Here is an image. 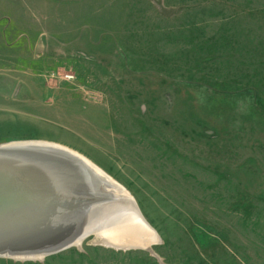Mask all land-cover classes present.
<instances>
[{
    "label": "rangeland",
    "instance_id": "1",
    "mask_svg": "<svg viewBox=\"0 0 264 264\" xmlns=\"http://www.w3.org/2000/svg\"><path fill=\"white\" fill-rule=\"evenodd\" d=\"M24 139L90 160L160 241L0 264H264V0H0V143Z\"/></svg>",
    "mask_w": 264,
    "mask_h": 264
},
{
    "label": "water",
    "instance_id": "2",
    "mask_svg": "<svg viewBox=\"0 0 264 264\" xmlns=\"http://www.w3.org/2000/svg\"><path fill=\"white\" fill-rule=\"evenodd\" d=\"M79 156L63 144L43 139L0 143V257L41 259L78 246L88 235L97 237L95 231L114 222L110 217L116 214L130 240L143 234L148 238L150 229L156 238L149 236L144 245L103 244L150 249L160 241L130 192L122 185L115 192L103 179L105 172L94 171ZM132 216L141 222V229Z\"/></svg>",
    "mask_w": 264,
    "mask_h": 264
},
{
    "label": "bare ground",
    "instance_id": "3",
    "mask_svg": "<svg viewBox=\"0 0 264 264\" xmlns=\"http://www.w3.org/2000/svg\"><path fill=\"white\" fill-rule=\"evenodd\" d=\"M74 151V150H73ZM76 152V151H75ZM78 155H80L81 157H84L83 155H81L80 153L76 152ZM79 156V157H80ZM85 158V157H84ZM87 161H89L88 165L91 169H93L94 171L98 172L100 169L99 167H97L95 164H93L90 160H88L87 158H85ZM100 172V171H99ZM106 174V173H105ZM105 181H107L108 183L111 184V188L115 191L118 192V186H121L116 180H114L112 177H110L108 174H106V176L103 178ZM111 214V213H110ZM109 214V216H110ZM125 215H129V213L127 211H125ZM108 216V217H109ZM125 218H127L126 216H124ZM134 223L136 225V227L138 229H141L140 226H142L141 222H137V218L136 216H132ZM113 219L114 222H108V224L106 225V227H103L101 229H98L99 231H95L94 235L97 236L94 239L98 240L99 243L100 241L103 243H107V244H116V245H129V244H139V245H144V244H149L150 239L149 236H151L153 238V236L155 235V233L153 232L152 229L147 230L148 233V238L145 241L143 239V237H147L146 234H143V236L140 239H136L134 241L130 240L129 237V233L126 234L125 231H127L126 229H124V227H122V223L121 221L123 219L121 218H117V214L115 216V218L112 216L110 217ZM124 218V219H125ZM122 231V232H121ZM114 232V233H112ZM124 234V235H123ZM128 236V237H127ZM156 236V235H155ZM154 236V238H156ZM94 237V236H93ZM128 238V239H127ZM79 246V245H78ZM118 248V247H117ZM124 249V248H123Z\"/></svg>",
    "mask_w": 264,
    "mask_h": 264
}]
</instances>
